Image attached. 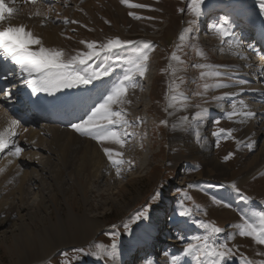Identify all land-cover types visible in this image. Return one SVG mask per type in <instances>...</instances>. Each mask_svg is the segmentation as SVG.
<instances>
[{
	"label": "rangeland",
	"instance_id": "obj_1",
	"mask_svg": "<svg viewBox=\"0 0 264 264\" xmlns=\"http://www.w3.org/2000/svg\"><path fill=\"white\" fill-rule=\"evenodd\" d=\"M129 3L146 7H128L121 0H57L44 8L37 0L26 7L17 6L19 10L8 20L21 22L27 17L29 24H23L27 30L34 31L35 23L40 26L41 34L50 30L59 39L46 38V47L62 48L67 56L87 52L82 41L96 42L98 47L113 38L133 41V47L148 42L153 49L148 52L145 75L137 77L139 86L128 91L129 103L122 106L125 118L132 125L126 130L129 135L123 147L112 141L98 143L71 131L36 137L30 128L26 133L20 127L15 128V138L20 139L23 152L18 158L6 153L2 160L9 165L0 162V264L31 263L50 248L51 240L59 241L64 235L77 233L74 220L78 218L90 228L102 226L99 235L93 239L92 235H86L79 244L58 250L48 264H146V261L170 264L174 256L180 257V264H199L195 257L185 256L183 252L194 242V236L206 235L196 226L199 221L214 223L224 230L219 241L227 242L233 249L235 259L231 264H239L242 256L252 264H259L264 260V246L256 245L251 238L240 237L233 225L242 223V217L258 223L253 214L264 211V169L240 189L248 197L247 202L229 186L254 168L264 152V128L259 122L244 119L241 123L239 117L227 119L230 102L243 100L231 97L230 91L245 83L240 74L249 73L247 64L252 62L246 57L250 62L230 55L232 39L226 40L218 33L214 36L211 29L202 26L211 23L216 15L220 22L227 21L224 25L227 30L239 26L237 32L245 29L249 36L262 38L261 0H205L203 15L198 18L187 11L189 0H129ZM130 12L140 19L130 16ZM131 54V50L121 51L125 57ZM173 55L178 59L173 60ZM261 55L264 58V51ZM208 64L217 66L222 76L202 79L201 72L211 69L196 66ZM251 67L254 71L259 68ZM216 83L226 87L210 90L203 87ZM177 93L184 94L186 99L175 104L176 117H173L168 103ZM225 94L228 97L220 99ZM250 99L245 100L254 107L256 102ZM221 105L225 110L215 113L214 109ZM178 108L183 109L182 113ZM197 113L203 117L199 122ZM185 116L189 121L183 124L181 118ZM205 119L208 128L203 129L205 136L198 138L195 127ZM173 125H177L175 130ZM180 128L182 132L178 131ZM11 129L5 113H0V133L3 131L10 139ZM220 129L225 133L214 135ZM229 130L231 137L227 136ZM206 137L214 138L215 158L229 171L219 174L213 165L206 163L203 154ZM242 137L250 142L240 144ZM93 143L110 149L113 159L121 163L113 165L102 152L101 159L95 154ZM229 153L233 156L225 162L224 157ZM27 160L36 164L33 166ZM181 201L192 210L191 217L178 215ZM144 209L148 210V219L131 224V219ZM161 218L167 227L158 232L154 226ZM126 223L131 231L123 227ZM50 231L48 238L44 234ZM114 232L117 233L115 256L98 258L95 253L99 249L95 245L103 244L110 253ZM232 234L235 238L226 241ZM171 239L173 243L168 242Z\"/></svg>",
	"mask_w": 264,
	"mask_h": 264
},
{
	"label": "snow or ice",
	"instance_id": "obj_2",
	"mask_svg": "<svg viewBox=\"0 0 264 264\" xmlns=\"http://www.w3.org/2000/svg\"><path fill=\"white\" fill-rule=\"evenodd\" d=\"M24 2L35 4L37 0H24ZM121 3L128 7H146L139 4H130L129 0H121ZM204 3L205 0H189L187 11L198 18L203 15L202 5ZM180 11L183 13L184 9ZM261 11L264 12V0H261ZM15 12L16 9L10 7L6 0H0V23L9 20ZM129 15L140 19L131 12ZM72 23H76V21H72ZM226 23L227 21H222L213 25V30L222 37L230 36L224 26ZM180 40H184L182 34ZM82 43H86L87 52L67 56L63 50L45 47L42 40L31 31L26 30L24 25L12 26L9 23L3 30H0V56L24 75L25 84L27 88L31 89V95L33 96L40 92L51 96L61 89L86 87L92 84L93 81L109 77L113 73L116 64L123 63L126 65L123 75L111 83L110 88L103 95L102 101L91 109V114L87 116V119H82L80 123L72 125L76 133L87 136L98 143L112 141L123 147L127 143L126 137L129 135L126 130L132 125L125 118L122 106L129 103L126 99L128 91L139 86L137 77L145 75L149 59L148 52L153 49V46L148 42H144L142 45L133 47L135 42L122 41L119 38L108 39L107 42L99 44L98 47L96 42L82 41ZM129 50H131V55L127 57L121 55V51L128 52ZM200 55L203 57V53H200ZM172 59L177 60L178 57L173 55ZM196 67L211 69L208 72H201L202 79L205 77L218 79L222 76L215 65H197ZM203 87L205 90H210L213 87L219 89L226 87V85L221 83L204 84ZM228 95L225 94L220 99H226ZM4 96L9 98L10 92H4ZM168 107L171 108L172 105L169 104ZM230 108L231 111L227 113V119L230 121L234 117H239L241 118L239 122L242 123L244 119L253 115L251 111L247 110V105L243 100L238 103L230 102ZM197 116L199 122V119L203 117L200 113H197ZM181 119L187 121L189 117L185 116ZM163 123L167 124V121ZM216 123H219V121H216ZM10 124L13 127L10 136L15 137L16 132L14 129L20 126V121L11 119ZM173 128L175 130L176 125H173ZM224 133L225 130L220 129V132L214 133V135L219 136ZM197 136L199 138L198 133ZM227 136H232L231 130L227 131ZM6 149L8 156L17 158L23 152V148L18 146L14 139L9 140L4 133H0V153H3ZM104 153L113 165L121 163V161L113 159V152L110 149L105 148ZM116 155L121 156L122 153H116ZM232 156V153L225 156V162L231 159ZM231 187L241 200L248 201V197L240 191L237 185L232 184ZM178 215L185 218L191 217L192 210L186 208L183 201H181ZM253 215L257 218L258 223L242 217L243 222L233 225V227L238 230L236 234L240 237L251 238L256 245L264 246V211L256 212ZM147 219L148 210L144 209L131 219V224H138V222ZM196 226L203 229L206 235L194 236L192 238L194 242H190L184 248V255L195 257L199 264H231V261L235 259L233 249L228 247L227 242L219 241V236L223 234L224 230L211 222L199 221ZM123 227L125 230L131 231L129 224L126 223ZM234 238L235 234L228 235L226 241ZM116 239L117 233L114 232L112 233L113 243L110 253L105 251L103 244L95 245L99 249L95 253L97 257L103 255L114 257L117 249ZM79 251H83V249H79ZM146 264H152V262L146 261ZM170 264H180V257H172ZM239 264H252V261L242 256ZM259 264H264V260L259 261Z\"/></svg>",
	"mask_w": 264,
	"mask_h": 264
},
{
	"label": "bare ground",
	"instance_id": "obj_3",
	"mask_svg": "<svg viewBox=\"0 0 264 264\" xmlns=\"http://www.w3.org/2000/svg\"><path fill=\"white\" fill-rule=\"evenodd\" d=\"M38 1L41 2L42 6L44 5V2H43L44 0L43 1L42 0H38ZM52 1H57V0H49V2H52ZM6 3H8V5L10 7L15 8L16 12L19 10L17 8V6L26 7L25 5L32 4V3H23L20 0H6ZM43 7H45V6H43ZM22 20H21V22L20 21H16V20L15 21L12 20L13 22L6 20V21L0 23V30H3V28L6 27L9 23L12 26H20V25H23L25 22H26V24H29V23H27L29 21L27 17L23 18ZM35 24H36V26L34 28V31H31V30L30 31L35 36L39 37L42 40L43 45L45 47H46V45H45L46 38H47L48 41H50L51 39H54V40H58L59 39L58 37H55L56 34L51 32L50 30H44V33L41 34V29L39 28L40 26L37 25V23H35ZM30 25H32V24H30ZM48 26L51 27V25H48ZM30 27L31 26H29V28ZM203 27H206V24ZM26 30H27V28H26ZM228 32L230 33V36L226 37V39L230 40V38H236L237 42L239 43V46L238 45L236 46L235 44L234 45L232 44L231 49L228 51V53L230 55H234V54L238 55V57H241V58H245L246 57L247 59H251V62H252L250 64H247L248 67H247L246 64H244L248 68V70L246 72H249V73H241L240 76L242 75L241 77L245 81V83L241 84L237 88H233L232 91H230V96L231 97H233V96L234 97H239V98L243 99L244 103L247 105V110L251 111L253 113V115L251 117L247 118V119L250 122H253V123L259 122V125H261L264 128V89L261 88V86L258 85V83H260V85H262V87H264V61L259 60V58L263 59V57L262 56L260 57V55H261V52L264 51V36L262 38H258L257 39V38H255V36H249L245 32V30L243 31V29L240 30V32H237L234 29H230V30H228ZM124 41H127V40L124 39ZM56 49L62 50V48H56ZM246 52H247V54L250 53V52H252L254 54L251 55V56L250 55L246 56ZM246 58L244 59V60H246L245 62H250ZM257 59H258V61H257ZM4 61L5 60L1 56L0 57V74H4V79H3V81L0 80V85H3V83H4L3 86L10 85L11 89L10 90L8 89L9 91H7V92H10V97L9 98H5L4 95H1V96H4V98L2 97L3 99L1 98L0 102L3 103L4 101L5 102L9 101V105L15 106L14 112L16 111V114L19 116V119H21V117H23V119H21V123H24V124L28 125L32 135H34L36 137H44L47 134H59L61 132L62 133H64V132L70 133L68 131L75 132L73 130V128H72V124H74V122H72L70 120H67L66 116H58L57 114H54V111L52 113L54 115L50 116V117L38 115L39 108L41 106H44V103L42 102L43 98L38 93V94H36V98L34 99V101L27 102L26 98L29 97V96H32V95H31V89L27 88V86L25 84L24 76L16 75L15 73H17V71L14 68H11V66L5 64ZM251 65H254L253 68H255L257 66L259 67V68H256L257 72L252 69ZM119 67H120V69L123 70V68L121 66H119ZM250 73L251 74L253 73L252 74L253 78H251L252 76L250 75ZM120 74H121V70H120ZM107 79H109V78H103L102 80H99L98 84H94V85H91V86H86V87L85 86H79V87H76V89L74 91H77V89H79L81 95H79L78 97H75V99L69 100L70 101V105L69 106L73 108L74 113L76 114V117H77L78 120L84 119L88 115H90L91 109L98 102L102 101L103 95H105L107 90L110 88V84L107 81ZM11 85L12 86L13 85H17V86H13L12 87ZM3 86H1V88H3ZM95 90H99V91L95 92ZM246 97L249 98V99L251 98L250 100H253V101L256 102V104H254V107L251 106L248 101L246 102V100H245ZM185 98L186 97H185L184 94L177 93V94L173 95L171 97V99L169 100L168 104L172 105V107H171V110H172L171 115L173 113V117H176L175 116L176 112H175V109H174L175 104L183 102L185 100ZM75 103H78L80 105V107H77L76 105H74ZM45 105L51 106L50 103H46ZM61 105H63V104H61ZM26 106H28V107L30 106L31 111L26 112L25 111ZM52 107H55V105H52ZM224 107H225L224 105L218 106V108H215L214 111L215 112L224 111L225 110ZM51 110H53V109H51ZM182 110H183L182 108H178V112L179 113H182ZM2 113L4 114L5 112H2ZM188 121H189V119L187 121H184L183 124L187 123ZM202 127H203V125L200 126V127L199 126L195 127V130L199 134V137L201 135L205 136L203 134V130H201ZM182 128H180L178 131L182 132L183 131ZM73 134H78V133L75 132ZM78 135H80V134H78ZM179 137H180V135H178L176 137V139L178 140ZM213 141H214V138H211V137H209V138L206 137L205 138V143H204L205 147L203 148V154H204V157L206 158V163H209L208 165H210V166L213 165L215 170H218L219 174H221V172H224V171L225 172L229 171L226 166L222 165L223 163L222 164L219 163L217 158H215V155H214L215 154L214 153L215 149H214V145L212 144ZM248 142H250V141H249V138H247V137H242L241 139H239V143L240 144H248ZM65 144H64L63 147H65ZM26 146H28V145H26ZM32 146L33 145L28 146V147H32ZM92 147H93L94 151L96 152L95 154H97L101 159H103V157H104L103 154L105 155V153H104V148L101 147V144L99 145L100 149L94 143L92 144ZM84 149H85V147H84ZM85 151H86V149H85ZM196 151H197V149H196ZM91 152L89 151V153H91ZM82 153H84V152H82ZM95 154H94V156H95ZM261 157H262L261 161L254 168L250 169L249 172L244 174L242 177H239V179H237L233 184L237 185V187L239 189H242L243 185L246 184L251 178H253L255 175L263 172V169H264V152H262ZM51 159L52 158H50V160ZM94 161H95V158H94ZM26 162L31 163V165H33V166H34V164H36L35 161L34 162H30L29 160H27ZM2 164L4 166L7 165L6 162L2 163ZM92 166H93V164H92ZM99 166H101V165H99ZM30 175H31V173H30ZM223 180H225V179H223ZM221 182H223V181H221ZM223 183H225V182H223ZM225 184H227V183H225ZM231 185H229V186L231 187ZM72 220H74V219H72ZM74 223H76L75 225H76V228H77V230H76L77 233H75L73 235H68V234L64 235L59 241L51 240L50 244H49L50 248L48 249V247H47L48 250L44 251L42 255H40L38 258H36L34 261H31V263H28V264H47V261H50L51 258L55 254H57L59 252L58 250H62V248H65L66 246H70L71 247V245L79 244V242H80L79 240H81V237L85 238L88 235H92L91 239H93L95 236L99 235L98 232L101 231V229H102V226L95 227L94 225H93L92 228H90L88 225H86V224L84 225L82 223V221L79 220V218L77 220H74ZM165 223H166V221L161 222V220H159L155 226L159 225L157 228H159V230L161 229V232H163L164 229H166ZM18 225L19 224H17V226ZM12 229L14 230L15 228H11V230ZM20 231H21V229H20ZM51 233L52 232L50 231V234L49 233H45L44 235L49 238L51 236ZM66 233H69V230ZM168 242L173 243V240L171 239ZM26 248H28V247H26Z\"/></svg>",
	"mask_w": 264,
	"mask_h": 264
}]
</instances>
